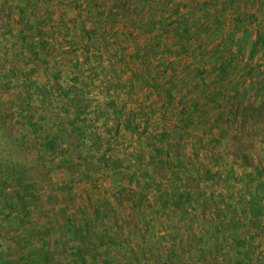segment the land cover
Listing matches in <instances>:
<instances>
[{
    "label": "rangeland",
    "instance_id": "374dc122",
    "mask_svg": "<svg viewBox=\"0 0 264 264\" xmlns=\"http://www.w3.org/2000/svg\"><path fill=\"white\" fill-rule=\"evenodd\" d=\"M18 2L0 0V264H118L115 250L127 245L114 226L140 232L127 264H158L145 257L142 240L165 237L182 251L169 264H264L262 49L248 67L232 69L221 88L210 71L233 67L221 45L240 36L235 17L224 16L220 35L208 26L192 40L193 51L211 57L205 79L188 77L200 58L184 53L178 75L189 86L158 96L147 85L158 79L153 63L146 80L138 79L127 68L132 49L124 64L115 45L100 54L101 41L81 32L98 28L95 6L57 0L49 19L36 23L22 21ZM185 2L166 6L168 25L184 16ZM263 14L252 23L256 32ZM113 32L128 31L118 23ZM166 40L177 47L173 37ZM120 77L126 86L107 94ZM76 103L83 105L79 113ZM65 123L79 126L65 138L79 146L62 157L58 130ZM13 167L20 173L4 178ZM180 201L189 205L181 209L185 219L174 209ZM142 210L163 223L148 227ZM82 228L87 233H78ZM93 247L100 255L91 257Z\"/></svg>",
    "mask_w": 264,
    "mask_h": 264
},
{
    "label": "trees",
    "instance_id": "16d2710c",
    "mask_svg": "<svg viewBox=\"0 0 264 264\" xmlns=\"http://www.w3.org/2000/svg\"><path fill=\"white\" fill-rule=\"evenodd\" d=\"M18 7L21 11V16L23 17L22 21L32 22L31 19H36V23L44 22L48 20L49 17L47 15L48 9L55 3L57 0H18ZM68 2L70 6L73 8H78L82 5H86L93 8L96 7L95 12V26L97 25V29L91 26L89 31H86V27L81 29V32L87 34L89 40L95 38L96 40H100L101 44H99V52L100 54L104 51L109 52L111 47L115 45L116 52L114 53L116 56H119L122 63L127 62V54L126 51L132 49L131 61L127 62V68L130 69L131 75L136 76L138 79L145 78L146 71L149 70L146 66L150 67V64H154L155 73L158 79H154L150 84H147L150 87H153L156 95H171L175 90L181 86V89L188 87L189 80L188 77H192L195 81L205 79L206 73L208 72V68L204 65L207 64V60H210L211 57L204 58L203 53H199L193 51V43L192 40L195 37H200L197 33H201L202 28L211 26L209 29L210 32L221 34L223 32V28L225 27L224 16H234L235 22L234 24H238L240 26L237 29H242L240 32V36L236 39H232L231 42L224 44L222 43L221 47L225 49L224 54L227 57H231L230 64H233V67L229 70H223L222 66H211L210 71H214L215 82L214 85L221 88V82L228 81L227 77L232 73V69L234 70L237 67H248L249 59L255 57L257 53V48L262 49L261 54L264 55V47L260 48L259 45L262 40V35H264V27L257 26L256 31L252 27V23L255 21V17L259 15V13L264 12V0H186L183 10L184 16L179 17L172 25L167 24V18L165 17L166 6L170 3L171 0H63ZM192 1V2H191ZM22 3V4H21ZM35 3V4H34ZM214 8V10H212ZM23 9V10H22ZM255 9V10H253ZM261 15V14H260ZM42 17V19H40ZM114 17H116V22ZM264 17V14L261 16ZM30 18V19H27ZM38 19V22H37ZM231 19H229L230 21ZM237 20V21H236ZM231 22V21H230ZM123 24L124 27L127 28L128 32H124L122 35L118 33L113 34L114 24ZM47 24V22H46ZM233 27V26H232ZM26 29V25L23 27V31ZM212 30V31H211ZM22 31V32H23ZM124 31V29H123ZM208 31V32H209ZM21 32V33H22ZM171 34V35H169ZM206 32H202V35L206 37ZM24 39H26V35L22 34ZM209 37L212 36L211 33L208 34ZM173 37L176 40L177 47H173L172 44L167 43L166 38ZM192 44V45H191ZM259 51V50H258ZM184 53L190 54L194 58H200L198 62H196L193 68L188 69V77H183L178 75L180 72L184 70H180V62L183 61L182 57ZM99 55V53H98ZM109 56V55H108ZM247 56V58H246ZM111 57V56H110ZM114 57V56H113ZM115 58V57H114ZM264 58V57H263ZM117 59V58H116ZM205 59V60H203ZM215 60V59H214ZM212 61V60H211ZM209 64V62H208ZM214 61V65H215ZM221 65V64H220ZM132 66L134 68H132ZM139 68V69H138ZM185 69V68H183ZM151 72V70H150ZM132 76V77H133ZM123 77V76H122ZM116 78L109 82L107 86V94L116 93L117 90L121 87H125L126 84H122L121 78ZM180 77H182L180 79ZM131 79V78H130ZM129 80H123L124 82H128ZM181 81L183 84L181 85ZM205 81V80H203ZM114 82V83H113ZM180 82V84H178ZM220 83V86H219ZM188 85V86H187ZM198 87V86H196ZM216 88V89H219ZM45 92V90H44ZM239 91H235L234 95L235 99H238L240 94ZM68 93H66V96ZM225 92L215 93L214 99L219 102L218 99L224 97ZM228 94L226 101L230 102V105L234 103L232 98L234 97ZM238 95V96H237ZM44 97V94H42ZM47 97V96H46ZM44 97L43 100L46 98ZM69 97V95H68ZM80 98V96H78ZM75 102V100H74ZM195 101L192 100V107H195L193 104ZM240 102H237L239 105ZM233 105H236L234 103ZM222 104H219L221 107ZM83 105L80 103L75 104L76 113L81 112ZM71 109L68 111L70 112ZM246 111L245 109L243 110ZM188 109L184 111L187 114ZM243 112V114H244ZM205 117V116H204ZM63 125V124H62ZM78 125H70V123H65L62 127L59 128L58 133L60 136L61 146L58 149L59 156L65 157L67 154H70L71 151L76 153V149L78 148L77 140H75L72 136L71 140L67 142L65 138L70 136L69 134L77 133ZM77 128V129H76ZM63 151V154L60 152ZM65 154V155H64ZM82 157V154H76L75 158ZM87 157L84 158L86 162ZM82 161V160H81ZM181 166L182 162H179ZM76 167V166H75ZM20 173L19 167L11 168V171L4 178H12L17 176ZM3 182V179H0V183ZM1 186V184H0ZM1 188V187H0ZM30 193V192H29ZM57 200V198H54ZM52 200V199H51ZM55 202L54 200L51 203ZM206 203V202H204ZM189 205L186 203L176 202L174 203V209L178 216H181V219H185L187 212L181 211L183 207ZM151 208V207H150ZM185 210V209H184ZM147 210H142L140 214V219H142L145 223L149 224L148 227H151L154 222L163 223V221L159 218H155L153 220L146 219L145 213ZM183 212V213H182ZM99 222L102 219V216L99 215ZM90 222V221H88ZM91 223H89L90 225ZM115 234L121 237V235L126 238V245L122 252L119 250H115L116 252V260L114 263L124 264L129 256H133L135 254V249L132 247V242L137 238V235L140 234L135 232L134 236L130 233L129 229H125L122 226V229H119L117 226ZM90 229V226H89ZM125 229V230H124ZM121 230V232H120ZM114 232V230H112ZM124 231V232H123ZM78 233L84 234L87 233L83 228L78 231ZM126 235H125V234ZM125 235V236H124ZM147 236V234H145ZM173 239L165 238H157L156 240H148L147 238L143 239L142 246L144 248L143 254L146 258L153 261H157L158 264H169L173 257H181V253H177L175 249V244H172ZM111 249V248H110ZM91 253V257H96V255H100L98 253V249L91 248L89 249ZM126 251V252H125ZM118 257V259H117ZM105 259V258H104Z\"/></svg>",
    "mask_w": 264,
    "mask_h": 264
}]
</instances>
